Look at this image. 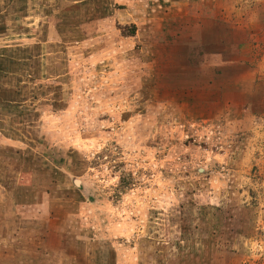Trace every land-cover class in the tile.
Segmentation results:
<instances>
[{"label": "rangeland", "instance_id": "374dc122", "mask_svg": "<svg viewBox=\"0 0 264 264\" xmlns=\"http://www.w3.org/2000/svg\"><path fill=\"white\" fill-rule=\"evenodd\" d=\"M0 264H264V0H0Z\"/></svg>", "mask_w": 264, "mask_h": 264}]
</instances>
